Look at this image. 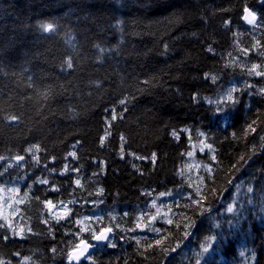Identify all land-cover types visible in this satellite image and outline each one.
Listing matches in <instances>:
<instances>
[{
	"label": "trees",
	"instance_id": "1",
	"mask_svg": "<svg viewBox=\"0 0 264 264\" xmlns=\"http://www.w3.org/2000/svg\"><path fill=\"white\" fill-rule=\"evenodd\" d=\"M22 174L3 264H70L81 240L72 264H264V5L0 0V183ZM180 188L147 225L150 192Z\"/></svg>",
	"mask_w": 264,
	"mask_h": 264
},
{
	"label": "rangeland",
	"instance_id": "2",
	"mask_svg": "<svg viewBox=\"0 0 264 264\" xmlns=\"http://www.w3.org/2000/svg\"><path fill=\"white\" fill-rule=\"evenodd\" d=\"M227 94L225 96H227ZM188 159L190 164H187L186 168L190 169L191 167H193L194 172L193 175L188 177L186 181H188L189 183H193L194 181L197 182L196 176L199 174V171L204 168L203 164L195 160V158L193 157V153L189 155ZM8 180L10 181V183H0V219H2L7 224H10L11 226L15 225L17 227L15 228L17 234H22L23 232L19 230L22 226H24L21 223L20 218V204L23 202L24 198L22 186L26 183V176L22 174L20 176L11 177ZM188 192L189 191L185 188H180V190L177 192L172 190L160 194H154L153 192H150V198L148 199V202L144 205L145 207L140 210L141 216L145 214V217L149 221L147 225H151L153 222H169L172 217V212L168 208L171 201L178 200L180 196H183ZM52 205L53 207L48 208L50 209L53 217H56L58 219L66 217L69 206L68 201L52 202ZM144 209L145 211L143 212ZM79 224L82 226L81 228L83 232H88V229L93 226L90 216H81ZM98 233L99 232L95 234ZM77 261L80 260L73 261L70 258L69 263L72 264ZM23 264H26V260L25 262L23 261Z\"/></svg>",
	"mask_w": 264,
	"mask_h": 264
},
{
	"label": "snow or ice",
	"instance_id": "3",
	"mask_svg": "<svg viewBox=\"0 0 264 264\" xmlns=\"http://www.w3.org/2000/svg\"><path fill=\"white\" fill-rule=\"evenodd\" d=\"M260 3H261V5H264V0H260ZM245 12L247 13V15L244 17V19L248 20V17H251V19L248 20V22L249 23H253L256 20L255 14L253 12L248 11V9H245ZM41 27L45 31H48V30L52 29V25H41ZM68 67L69 68L72 67L71 63L68 64ZM232 99L233 98H232L231 91H230L227 94L225 103H227L228 101H232ZM121 103H124V101H121ZM71 155L75 156V153H71ZM17 159H23V157H17ZM40 182L41 183H47L46 180H43V181H40ZM77 184H79V180H77ZM47 206L50 207V208L53 207L52 202L51 201H47ZM228 211H232L231 207L228 209ZM109 232H111V228L101 229L99 234H94V239L97 240V241L108 240L107 233H109ZM80 244L83 246V250H87V248L91 246V245L87 244L84 240H81ZM205 251H207V248H205ZM0 264H3V262H0Z\"/></svg>",
	"mask_w": 264,
	"mask_h": 264
},
{
	"label": "water",
	"instance_id": "4",
	"mask_svg": "<svg viewBox=\"0 0 264 264\" xmlns=\"http://www.w3.org/2000/svg\"><path fill=\"white\" fill-rule=\"evenodd\" d=\"M248 11H250L249 9H248ZM251 12V11H250ZM247 15V13L245 12V15H244V17ZM251 19V17H248V20H250ZM244 20H246V19H244ZM248 20H246V21H248ZM99 234V233H98ZM111 235H112V230H111V232H109V233H107V236H108V239L111 237ZM97 241V240H96ZM107 240H101V241H98V242H102V243H104V242H106ZM87 244H89V245H91L90 247H88L87 248V250H83V246L81 245V244H79L78 245V247L76 248V249H74L72 252H71V255H70V257H71V259H73L74 261H76V260H82L83 258H85L88 254H89V252L91 251V249H92V244L91 243H89L88 241H85Z\"/></svg>",
	"mask_w": 264,
	"mask_h": 264
},
{
	"label": "bare ground",
	"instance_id": "5",
	"mask_svg": "<svg viewBox=\"0 0 264 264\" xmlns=\"http://www.w3.org/2000/svg\"><path fill=\"white\" fill-rule=\"evenodd\" d=\"M71 258V257H70ZM71 260H73V259H71ZM74 261V260H73Z\"/></svg>",
	"mask_w": 264,
	"mask_h": 264
}]
</instances>
